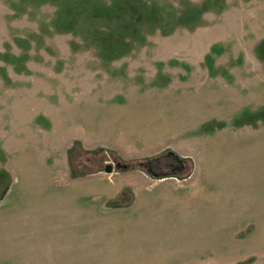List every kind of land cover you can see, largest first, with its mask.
I'll list each match as a JSON object with an SVG mask.
<instances>
[{"label": "rangeland", "instance_id": "rangeland-1", "mask_svg": "<svg viewBox=\"0 0 264 264\" xmlns=\"http://www.w3.org/2000/svg\"><path fill=\"white\" fill-rule=\"evenodd\" d=\"M200 88L264 104V0H0V264H264L263 142L202 143L197 184L190 124L141 123L140 148L115 128L122 92Z\"/></svg>", "mask_w": 264, "mask_h": 264}, {"label": "crops", "instance_id": "crops-1", "mask_svg": "<svg viewBox=\"0 0 264 264\" xmlns=\"http://www.w3.org/2000/svg\"><path fill=\"white\" fill-rule=\"evenodd\" d=\"M206 64L207 66H209L208 69L213 68V61H209V63ZM159 79L160 78L157 77L155 79V82L152 81L150 85L153 86L154 84L155 86H161V84L163 83L162 86H164L166 82H162L161 79ZM156 80L158 82H156ZM160 81L162 83L159 84ZM208 91H204L202 88H200V90L197 89L194 93H184L176 98L168 97L165 100L164 98H162L163 96L158 94L153 95L151 93L144 94L142 96L137 95L131 99L130 97L125 96L122 92L115 98L119 99V101L121 102L125 101L126 103L128 101L130 103H120L118 104L119 107H116V109H120L118 110V118H120V122L116 123L117 125L115 128L120 131V127L122 126L123 130H125V133L130 134V138H132V135H136L133 136V139L139 142L137 143V147L140 148L141 145L147 143L148 141L149 135L146 132L148 130L152 131V128L150 126H146L144 129H139L141 123L157 125L158 128L161 129L158 134L159 137L161 135L167 134L168 126L171 124L173 127L176 126L178 128L175 136L179 137V134L186 131L187 126H185L184 124H190L191 126H189L188 130L200 134L195 136L194 139L195 157L193 176L194 178H196V183L198 184L197 181L199 179L197 176H199L202 172L204 173L203 164L205 159L198 158L197 156L202 143L204 145V143H207L209 140H217L222 133L231 131L233 133L245 134L250 137L256 136V139H258L260 142H263L262 144L264 145V104L257 108H251L250 100L248 98H243L244 96L242 95L241 96L243 99L236 97L234 94L235 92L226 94V92H224V89H221L220 91ZM237 96H240V94ZM253 100L264 102V92L256 94V97ZM122 105L123 107L120 108V106ZM85 107H89V109H91L89 105ZM205 111L211 112V115L214 116L221 115L225 112L228 113L230 115L228 117V124H225L224 122H221V124H214V122H216V120L214 119L196 124L198 117H203V112ZM88 112H90V110H88ZM106 112L108 111H106L104 108L102 109V111L95 113V115L99 117L104 115L105 117ZM178 114L183 116L182 121H179L180 123H178V121H176L174 118ZM259 121L262 123H259ZM102 126L103 129H99L101 132L111 134L112 125L110 127H107L105 125ZM204 132L210 134L208 138L202 137V134ZM141 133H143V135H141ZM261 165L264 167V159ZM158 190H155V192H157ZM243 221L244 220H242L241 223H237L234 227H241L240 224H242ZM254 227L255 226L253 224L248 226V230H246L244 234H249L250 232L249 236H251L255 231ZM14 255H17L18 257V263L14 264H27V260L29 259L31 263L34 262L32 264H37V261L42 260L41 257L39 258L38 256L31 254H29L30 257L24 256V253ZM8 260L11 262L15 261L13 256H10ZM11 262L10 264H12Z\"/></svg>", "mask_w": 264, "mask_h": 264}, {"label": "trees", "instance_id": "trees-1", "mask_svg": "<svg viewBox=\"0 0 264 264\" xmlns=\"http://www.w3.org/2000/svg\"><path fill=\"white\" fill-rule=\"evenodd\" d=\"M171 160L177 161V163H179L180 166L184 168L185 162L183 160H180L176 156H173V155H172ZM161 162L162 161L158 157V158H153V159L139 161L137 166L140 167V168L141 167L142 168L145 167L147 169L148 173L151 174L153 177H155V178L160 177L161 178V177L164 176V173L160 169V167L157 165L158 163H161ZM163 163H164V161H163ZM117 165H120L122 167L121 169H127L128 168V166L126 164L117 163ZM155 170L157 172H155Z\"/></svg>", "mask_w": 264, "mask_h": 264}, {"label": "water", "instance_id": "water-1", "mask_svg": "<svg viewBox=\"0 0 264 264\" xmlns=\"http://www.w3.org/2000/svg\"><path fill=\"white\" fill-rule=\"evenodd\" d=\"M104 170L106 173H110L112 169L110 165H106Z\"/></svg>", "mask_w": 264, "mask_h": 264}]
</instances>
